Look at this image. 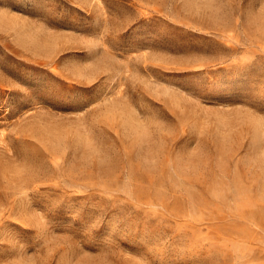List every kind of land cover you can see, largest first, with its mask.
<instances>
[{"label":"rangeland","instance_id":"rangeland-1","mask_svg":"<svg viewBox=\"0 0 264 264\" xmlns=\"http://www.w3.org/2000/svg\"><path fill=\"white\" fill-rule=\"evenodd\" d=\"M0 264H264V0H0Z\"/></svg>","mask_w":264,"mask_h":264}]
</instances>
